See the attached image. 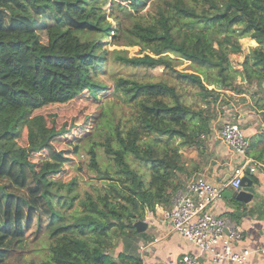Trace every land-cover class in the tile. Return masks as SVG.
I'll use <instances>...</instances> for the list:
<instances>
[{
  "label": "trees",
  "instance_id": "trees-1",
  "mask_svg": "<svg viewBox=\"0 0 264 264\" xmlns=\"http://www.w3.org/2000/svg\"><path fill=\"white\" fill-rule=\"evenodd\" d=\"M145 2L0 0V264L21 258L28 234L42 232L48 243L42 264H143L145 231L134 222L168 206L193 176L183 150L205 149L222 105L218 90L263 87L264 0H152L140 13ZM235 24L257 45L232 72ZM108 38L139 45L142 54L108 49ZM109 59L133 68L161 65L174 80L119 76L112 90L99 77ZM180 59L193 71L178 69ZM181 84L201 102H187ZM106 91L129 108L110 121V111H96L109 167L94 165L101 183L92 186L94 195H80L75 176L56 177L70 160V149L56 144L83 126L75 117L58 121L46 107L99 100Z\"/></svg>",
  "mask_w": 264,
  "mask_h": 264
},
{
  "label": "crops",
  "instance_id": "crops-1",
  "mask_svg": "<svg viewBox=\"0 0 264 264\" xmlns=\"http://www.w3.org/2000/svg\"><path fill=\"white\" fill-rule=\"evenodd\" d=\"M225 97L227 99L222 97L221 109L205 137V149L185 148L183 153L188 163L196 168L192 177L200 175L211 183L228 181L233 167L238 165L239 156L218 138V130L227 122V117L239 119L249 140L246 155L253 160L250 164L255 167L250 175L256 189L255 203L233 207L232 199L222 195L209 204L208 210L229 217L242 229L243 237L233 248L236 251L247 249L249 254L243 262L227 259L213 262L208 252L172 230L164 216L169 203L168 206L157 205L145 216L147 227L139 243L143 264H181L180 259L186 253L197 254L198 264H264V87L255 89L252 94L246 88L245 92L228 90ZM218 120L221 122L219 127L216 126ZM237 210H240L239 214H236Z\"/></svg>",
  "mask_w": 264,
  "mask_h": 264
},
{
  "label": "rangeland",
  "instance_id": "rangeland-1",
  "mask_svg": "<svg viewBox=\"0 0 264 264\" xmlns=\"http://www.w3.org/2000/svg\"><path fill=\"white\" fill-rule=\"evenodd\" d=\"M152 0H146L145 4L139 9V12L142 13L146 9H149L150 3ZM234 33L237 36V41L239 43V49H234L229 53L230 59V68L229 71H238L241 69V61L243 60L244 55L253 47L257 45L254 39L246 36L245 33L247 28H242L241 25L235 24ZM230 45V44H229ZM107 47L108 49H121L126 50L127 54H142L139 45H125L123 43L114 44L110 38L107 39ZM173 56V55H172ZM180 62H177L178 69H186L188 71H193L194 66L186 59H180ZM163 66L161 65H153L148 67H138L133 68L130 66L120 65L118 63L113 62L109 59L108 63L105 66V71L100 74V79L109 84L110 88L113 90V84L117 77L119 76H127L136 78L138 80H157L160 78H168L169 81L174 80L173 75H168L166 72H163ZM170 71V70H167ZM235 84L239 87H245V81L241 79L238 73H235ZM184 87V99L193 103L201 102L199 101V97L194 95L192 92V87L187 84H181ZM211 87V85H210ZM230 89H219L220 91L218 98L222 100L227 99L225 95H227V91ZM110 91V90H109ZM109 91H106L103 94H107L106 96H101L99 100H92L87 97H80L74 103H70L67 105H48L49 111L57 114V120L60 122L70 121L72 117H75L74 123L76 125H81L83 128H74L72 132H68L63 138L58 140L56 146L57 148L65 147L70 150L65 152L67 156H69L70 160L65 162L64 170L61 174L57 175L60 180L68 181L72 177H76L79 182V193L80 195H84L86 192H90L94 195V190L92 186L94 184L100 185L101 182L94 180L93 167L94 165L100 167H109V163L102 153V148L100 146V134H101V124L102 122L97 119L96 111H102L103 109H107L109 112L108 121H110V117H114V120L117 117L125 114L128 105L121 102L120 98L113 95L108 94ZM254 93L251 91V94ZM245 94V93H244ZM248 95V93H246ZM222 104V101L219 102ZM47 109H44L42 112H45ZM87 115L86 122L81 123V118ZM113 115V116H112ZM62 117V119H61ZM214 119V118H213ZM227 121L237 122L239 125V119L236 118L230 119L226 118ZM221 122L218 120L216 126L219 127ZM21 144L25 143V139L20 141ZM77 146V148H75ZM95 171V170H94ZM146 220V218L144 219ZM34 233V232H33ZM47 235L42 232L40 234L34 235L32 233L28 234L26 237L24 244L26 246L24 252L22 253L21 258L12 257L13 264H20L21 262H30L33 261L34 264H42V260L45 259V254L48 252L46 242ZM121 249L119 245L117 251ZM20 251H16V254H19Z\"/></svg>",
  "mask_w": 264,
  "mask_h": 264
},
{
  "label": "built area",
  "instance_id": "built-area-1",
  "mask_svg": "<svg viewBox=\"0 0 264 264\" xmlns=\"http://www.w3.org/2000/svg\"><path fill=\"white\" fill-rule=\"evenodd\" d=\"M218 138L239 156L238 165L233 167L229 180L211 183L200 175L188 179L172 194L170 207L164 216L172 230L208 252L213 262L225 259L243 262L249 250L236 251L233 248L243 237L242 229L229 217L210 212L208 206L221 197L226 188H239L245 169L249 167L253 172L255 167L250 164L253 160L246 155L249 140L241 125L224 122L218 130ZM180 263L198 264V256L195 253L183 254Z\"/></svg>",
  "mask_w": 264,
  "mask_h": 264
},
{
  "label": "water",
  "instance_id": "water-1",
  "mask_svg": "<svg viewBox=\"0 0 264 264\" xmlns=\"http://www.w3.org/2000/svg\"><path fill=\"white\" fill-rule=\"evenodd\" d=\"M262 86L264 87V81L262 82ZM217 95L216 97H218ZM253 172L250 171L249 167H247L244 171V174L241 176L240 187L237 189H225L222 193L223 196L229 197L232 199L231 206L235 207L239 204H254L255 203V193L256 189L253 185V181L250 177ZM240 210H237L236 214H239ZM134 226L137 231H143L147 227L146 220L138 219L134 222Z\"/></svg>",
  "mask_w": 264,
  "mask_h": 264
}]
</instances>
